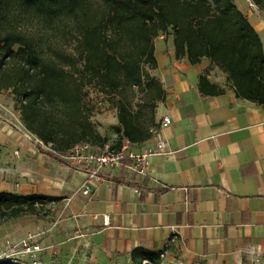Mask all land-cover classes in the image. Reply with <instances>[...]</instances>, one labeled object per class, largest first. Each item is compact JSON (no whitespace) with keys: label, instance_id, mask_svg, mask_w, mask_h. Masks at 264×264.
<instances>
[{"label":"crops","instance_id":"obj_1","mask_svg":"<svg viewBox=\"0 0 264 264\" xmlns=\"http://www.w3.org/2000/svg\"><path fill=\"white\" fill-rule=\"evenodd\" d=\"M234 2L264 52V8ZM154 55L148 72L164 91L158 126L130 148L162 142L164 152L150 156L144 177L121 167L88 177L29 139L18 111L0 104L21 126L0 114V191L60 197L50 202L49 220L26 214L0 223V243L38 233L39 257L52 264H119L137 248L165 250L166 264H264V106L236 96L208 59L192 64L177 56L170 31L154 38ZM201 76L220 91L204 93Z\"/></svg>","mask_w":264,"mask_h":264},{"label":"trees","instance_id":"obj_2","mask_svg":"<svg viewBox=\"0 0 264 264\" xmlns=\"http://www.w3.org/2000/svg\"><path fill=\"white\" fill-rule=\"evenodd\" d=\"M251 1L264 8V0ZM17 17L44 28L36 35L19 31ZM168 31L177 56L192 64L208 59L226 73L236 96L264 106L262 42L234 0H0V90L11 92L22 126L56 155L109 141L91 121L89 87L96 104L105 97L116 110L113 146L123 139L140 144L157 128L156 103L164 98L145 67L156 66L154 38ZM134 88L141 93L136 109ZM199 88L220 91L203 76ZM59 199L0 191V223ZM161 252L137 248L130 259L160 264Z\"/></svg>","mask_w":264,"mask_h":264},{"label":"built area","instance_id":"obj_3","mask_svg":"<svg viewBox=\"0 0 264 264\" xmlns=\"http://www.w3.org/2000/svg\"><path fill=\"white\" fill-rule=\"evenodd\" d=\"M97 104L101 105L102 103L98 101ZM169 123L170 119L167 116H163L160 126H166ZM26 135L29 139H34L35 142L43 144L30 132L26 133ZM45 146L49 147V145ZM162 152H164V144L162 142H157L154 149L135 152L130 148V142L123 139L119 148H115L110 142H106L101 146L79 143L62 156L70 161L73 166L84 170L88 177L96 176L104 168L114 169L121 167L125 170L126 175L137 178L144 177L147 174L150 166V156L154 153ZM80 189L86 194L89 192L90 186L87 183H82ZM38 236V233H28L17 240L4 239L0 243V261L14 260L19 264H52L40 259L39 253L43 250V247ZM164 255L165 250H162L160 259Z\"/></svg>","mask_w":264,"mask_h":264},{"label":"rangeland","instance_id":"obj_4","mask_svg":"<svg viewBox=\"0 0 264 264\" xmlns=\"http://www.w3.org/2000/svg\"><path fill=\"white\" fill-rule=\"evenodd\" d=\"M14 26L22 32H29L31 34H37L38 32L42 31L44 28L42 24L38 23L36 21H26L23 17H17V20L13 23ZM57 38V37H56ZM71 49V46L66 47V50L69 51ZM145 69L148 71V67H145ZM134 91L136 92V96L134 97L133 104L136 109V103H141V93L137 90V88H134ZM87 97L91 98V105H92V112H91V121L94 123V126L96 130L104 135L105 137L108 138V142L114 143L116 141L117 135L113 130V126L117 123V118H116V110L115 108L111 105L109 100H107L105 97L102 100V104L98 105L96 104V97L94 94V89L93 87L87 88ZM12 94L9 90L1 89L0 90V104L7 105V106H12L13 105V98ZM98 101V100H97ZM3 109V108H0ZM147 108H143V115L147 117ZM146 113V114H145ZM0 114H2V117L7 118L9 121H11L12 125L19 126V123L14 120L13 114H11L10 111H1ZM112 136H109V135ZM51 203L50 202H45L43 203L42 206L38 204V210L37 214H35L38 218H41L43 220H49L51 218ZM32 215V214H31ZM34 215V216H35ZM119 264H133L132 261L130 260L129 262H123ZM160 264H166L165 262H160ZM179 264V263H177ZM200 264V263H198Z\"/></svg>","mask_w":264,"mask_h":264}]
</instances>
